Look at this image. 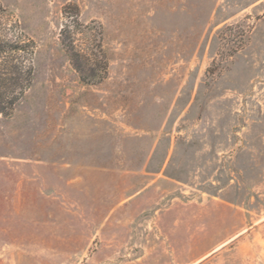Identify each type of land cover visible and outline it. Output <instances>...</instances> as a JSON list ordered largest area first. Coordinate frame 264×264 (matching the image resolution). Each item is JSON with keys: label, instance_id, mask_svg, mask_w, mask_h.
Listing matches in <instances>:
<instances>
[{"label": "rangeland", "instance_id": "rangeland-1", "mask_svg": "<svg viewBox=\"0 0 264 264\" xmlns=\"http://www.w3.org/2000/svg\"><path fill=\"white\" fill-rule=\"evenodd\" d=\"M0 36V264H264V0H0Z\"/></svg>", "mask_w": 264, "mask_h": 264}, {"label": "trees", "instance_id": "trees-1", "mask_svg": "<svg viewBox=\"0 0 264 264\" xmlns=\"http://www.w3.org/2000/svg\"><path fill=\"white\" fill-rule=\"evenodd\" d=\"M71 56L76 57L74 66L80 78L88 83L94 82L95 72H87L78 54L70 47ZM73 50V51H72ZM35 43L32 39H9L0 36V114L7 116L21 100L33 80V55Z\"/></svg>", "mask_w": 264, "mask_h": 264}]
</instances>
